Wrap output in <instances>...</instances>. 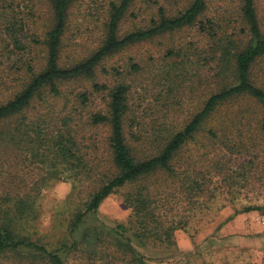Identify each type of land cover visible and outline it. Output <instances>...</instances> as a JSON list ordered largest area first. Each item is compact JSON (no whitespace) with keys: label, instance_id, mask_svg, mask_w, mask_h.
Wrapping results in <instances>:
<instances>
[{"label":"trees","instance_id":"16d2710c","mask_svg":"<svg viewBox=\"0 0 264 264\" xmlns=\"http://www.w3.org/2000/svg\"><path fill=\"white\" fill-rule=\"evenodd\" d=\"M82 1L48 0L46 58L37 64L33 53L42 41L36 20L34 30L29 18L18 15L21 0H0V23L14 48L27 55L12 66L24 73L10 85L0 70V264H68L73 250L102 264H150L147 249L176 246V231L202 220L219 198L227 201V193L257 183L264 187V84L254 73L264 58V0H184L182 6L178 0H109L99 43L81 58L64 61L71 12ZM212 6L218 8L211 14ZM130 19L140 24L123 30ZM184 30L194 31L191 39L163 54L172 59L169 79L176 66L193 58L213 72L206 82L211 89L192 111L185 114L176 91L182 80L161 77L154 88L152 80H133L146 73L133 57L123 70L103 68L110 80H92L60 111L49 102L62 96V83L93 78L108 57ZM7 53L12 50L0 57ZM36 102L45 110L32 118ZM19 145L35 160L25 161V170L19 153H8ZM63 178L72 181L73 192L88 181V194L72 213L65 239L48 248L29 229L41 190ZM125 187L128 223L85 227L103 201ZM262 210L264 203L248 204L223 224Z\"/></svg>","mask_w":264,"mask_h":264},{"label":"rangeland","instance_id":"374dc122","mask_svg":"<svg viewBox=\"0 0 264 264\" xmlns=\"http://www.w3.org/2000/svg\"><path fill=\"white\" fill-rule=\"evenodd\" d=\"M109 0H84L77 4L71 12L70 23L64 38H68L66 45L62 50V60H75L86 55L100 41L104 22V6ZM217 4H230V0H214ZM184 0H178L177 6H182ZM17 4V2H16ZM217 6H212L210 13H214ZM20 17L36 20L38 30L40 32V40L42 43L36 44L37 50L33 53L34 60L37 64L45 62L46 49L44 46V33L49 27L52 11L48 0H21L20 7H15ZM209 13V14H210ZM30 14V16L28 15ZM10 20H13L12 18ZM123 24V30L131 29L133 24H140L139 20H132ZM32 28L34 29L33 25ZM35 30V29H34ZM194 31L184 30L169 34L157 41L141 43L130 48H126L121 52L108 57L98 68L93 78H82L77 81H69L62 83V96L59 98H48L53 104L55 110L60 111L62 103L68 97H72L74 93L84 91L92 86V80H110V77L103 72V68L111 69V67H121V70L128 68L130 57L136 58L146 68L144 75H132L133 80H152L151 88L155 87L161 77L164 80H182L177 90V94L181 97L186 113L193 110L200 95L211 89L206 84L207 80H212L213 72L209 67L201 66L193 58L192 62L181 64L176 72L170 77L166 73L172 59H164L165 49L177 46L180 42L191 39ZM183 44V43H182ZM13 41L7 37L4 24L0 23V53L11 51V54L2 55L3 63L0 64L2 71V80H17L24 73L23 68H13L12 66L18 62V58L24 51H18L14 48ZM26 55V54H25ZM27 56V55H26ZM154 57V61L148 58ZM20 66V65H19ZM255 79L264 84V58L258 62L254 68ZM178 74V78L174 75ZM174 78V79H173ZM73 80V79H72ZM204 82V85L202 84ZM191 84L190 90L187 85ZM171 85V82H168ZM163 87L161 86V89ZM71 94V95H70ZM47 95V94H46ZM37 109L29 111V116L36 118L38 114L45 109L42 103L36 102ZM52 106V105H51ZM155 110L160 108L154 107ZM18 149L9 150L10 155L19 153V158L23 162L21 165L25 170V161H35L28 151V147L19 145ZM16 151V152H15ZM242 161V159H240ZM37 164V163H36ZM33 165H30L33 168ZM35 173H33L34 175ZM64 174V173H63ZM64 176H66L64 174ZM129 187L122 188L111 194L100 205L96 216H90L86 226L107 225L114 226L118 223H128L131 209L124 203V194ZM88 194V181L78 184L73 192L72 181L53 180L48 186L41 190L37 201L38 217L32 223L31 230L34 238H41L40 244H46L48 248H55L65 239L69 220L74 210L82 205ZM225 196L229 200L225 201L219 198L215 202L210 212L202 219L195 220L186 230L179 229L175 233L176 246L170 249L163 247H153L147 249L149 253L150 264H264V210L251 211L236 215L232 220L233 225L228 234L222 232L225 224L223 222L227 217L231 216L235 210L242 209L248 204L264 203V187L257 183L256 186H249L245 189H236L233 194L227 193ZM236 196L233 200L231 197ZM231 198V201H230ZM222 224V225H221ZM153 255V256H152ZM68 264H102L99 260H93L87 252L71 251L67 254ZM4 264H30L29 262H19L18 260H5ZM36 264H44L37 261Z\"/></svg>","mask_w":264,"mask_h":264},{"label":"crops","instance_id":"0c3cea01","mask_svg":"<svg viewBox=\"0 0 264 264\" xmlns=\"http://www.w3.org/2000/svg\"><path fill=\"white\" fill-rule=\"evenodd\" d=\"M233 223H234V222L231 221V222L225 224V225L223 226V228H222V232L225 233V234H228L229 231H230L231 228H232Z\"/></svg>","mask_w":264,"mask_h":264}]
</instances>
